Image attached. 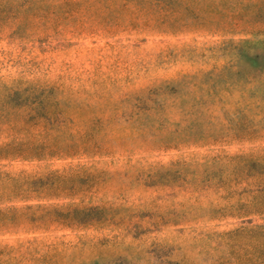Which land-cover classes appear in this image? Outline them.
<instances>
[{"label": "rangeland", "instance_id": "rangeland-1", "mask_svg": "<svg viewBox=\"0 0 264 264\" xmlns=\"http://www.w3.org/2000/svg\"><path fill=\"white\" fill-rule=\"evenodd\" d=\"M5 145L0 264H251L264 0H0Z\"/></svg>", "mask_w": 264, "mask_h": 264}, {"label": "trees", "instance_id": "trees-1", "mask_svg": "<svg viewBox=\"0 0 264 264\" xmlns=\"http://www.w3.org/2000/svg\"><path fill=\"white\" fill-rule=\"evenodd\" d=\"M7 122L8 131H13L16 124ZM0 146V150L7 147ZM17 151V150H15ZM233 163L231 173H236L240 180L250 189L248 193L251 197L249 204H252L254 211L253 215L264 213V152L240 155L230 158ZM27 179L26 183L21 180ZM28 175L20 172L17 176L6 173L0 170V205L12 203L15 199L22 200V196L30 188L31 183L28 180ZM260 198V200H259ZM11 208L5 207L0 209V226H6V219L4 213ZM74 213H76L74 211ZM71 218V215H68ZM247 233L250 237V247L253 254L251 264H264V225H251L248 227H240L231 234L240 235Z\"/></svg>", "mask_w": 264, "mask_h": 264}]
</instances>
